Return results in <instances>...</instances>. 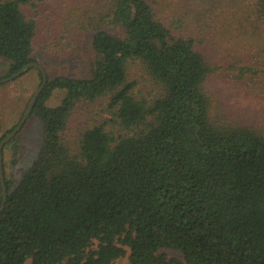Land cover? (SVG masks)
Segmentation results:
<instances>
[{"label": "trees", "instance_id": "trees-1", "mask_svg": "<svg viewBox=\"0 0 264 264\" xmlns=\"http://www.w3.org/2000/svg\"><path fill=\"white\" fill-rule=\"evenodd\" d=\"M29 2L0 0L4 76L37 63ZM242 5L230 23L264 50V0ZM70 26L92 33L90 73L46 74L26 118L41 121L37 156L18 181L3 161L0 264H112L126 254L129 264H264V127L213 114L205 86L218 66L201 26L174 27L147 0H91ZM260 57L254 73H264ZM129 63L141 66L145 89ZM29 68L40 84L42 71ZM238 68L241 78L247 67ZM55 89L63 96L48 105ZM98 100L104 120L70 134L72 119ZM18 132L4 144L13 159Z\"/></svg>", "mask_w": 264, "mask_h": 264}, {"label": "rangeland", "instance_id": "rangeland-1", "mask_svg": "<svg viewBox=\"0 0 264 264\" xmlns=\"http://www.w3.org/2000/svg\"><path fill=\"white\" fill-rule=\"evenodd\" d=\"M23 5L27 16L37 25L34 37V57L43 66L47 75L64 74L74 77L87 76L94 59L91 35L88 30L72 34L70 21L77 18L80 10L91 0H31ZM155 13L169 21L174 27L185 31L201 26L206 33L203 45L211 54L218 69L206 83V92L211 100L213 114L230 122L246 123L264 127V73L261 68L264 50L259 51L260 41L248 42L239 36L242 28L230 23L231 12H244L242 4L247 0H147ZM182 25L183 27H180ZM108 32L119 34L113 26L104 27ZM202 34H204L202 32ZM251 57V62L247 59ZM242 59V60H239ZM239 61H242L240 64ZM235 67H231V66ZM241 65V66H240ZM8 59L0 56V78L5 77ZM221 66V68H220ZM242 69V76L237 75ZM141 66L128 64L129 78H136L137 87L145 89L148 84L141 74ZM40 78L36 68H29L16 79L0 82V134L15 125L23 114ZM64 91L53 90L48 105L58 104ZM103 99L107 100V97ZM103 101H96L88 109H82L70 122L71 134L79 123L97 124L107 116ZM216 113V114H215ZM223 119V118H222ZM17 154L13 156L12 145L3 147L4 168L8 176L18 181L21 174L30 167L41 145V121L37 117L25 121L18 132ZM167 254L182 259L179 251L168 249ZM27 259L24 264H30ZM112 264H129L127 254ZM186 264V263H183Z\"/></svg>", "mask_w": 264, "mask_h": 264}, {"label": "water", "instance_id": "water-1", "mask_svg": "<svg viewBox=\"0 0 264 264\" xmlns=\"http://www.w3.org/2000/svg\"><path fill=\"white\" fill-rule=\"evenodd\" d=\"M32 66L37 67L38 69H40L42 71V81L39 84V86L34 90L33 94L31 95L30 100L26 106V109L24 110L23 114L21 115V117L18 120V122L16 123V125L11 129V131L7 132L0 140V186H1V190H2V200L0 203V211L4 207V203H5L6 196H7L6 187H5V183H4V171H3V147H4V144L11 137H13L22 127L23 123L25 122L26 118L28 117V115L30 114V112L33 108V105L36 101V98H37L40 90L42 89V87L44 86V84L47 81V75L44 72V69L42 68V66L40 64H38L36 62H29V63L25 64L23 67H21L20 69H18L17 71H15L14 73L0 78V82L13 80L14 78L20 76L29 67H32Z\"/></svg>", "mask_w": 264, "mask_h": 264}]
</instances>
